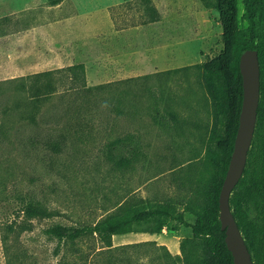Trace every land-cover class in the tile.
<instances>
[{
	"label": "rangeland",
	"instance_id": "374dc122",
	"mask_svg": "<svg viewBox=\"0 0 264 264\" xmlns=\"http://www.w3.org/2000/svg\"><path fill=\"white\" fill-rule=\"evenodd\" d=\"M243 14L239 0L246 26ZM222 31L215 0H0V264H211L203 240L167 218L115 235L112 246L92 235L59 242L45 230L146 202L172 201L189 220L208 209L227 117L222 83L201 64L222 50ZM78 63L87 86H112L85 92L81 76L60 71L56 91L34 105L32 74ZM118 137L127 148L115 155L130 157L122 166L108 155ZM263 139L264 124L231 195L244 228L261 230L255 264H264V202L245 191ZM29 201L55 215L28 218Z\"/></svg>",
	"mask_w": 264,
	"mask_h": 264
},
{
	"label": "trees",
	"instance_id": "16d2710c",
	"mask_svg": "<svg viewBox=\"0 0 264 264\" xmlns=\"http://www.w3.org/2000/svg\"><path fill=\"white\" fill-rule=\"evenodd\" d=\"M215 1L223 29V48L215 56L203 61L201 69L206 79L217 78L222 83V109L227 118L224 133L216 136L214 140V144L223 159V168L219 183L210 197L208 209L201 211L192 209L196 217L194 220H189L185 211L178 210L176 204L172 201L146 202L128 206L127 208L124 207L122 211L109 214L92 224L66 225L55 223L46 228L45 232L47 235L56 238L59 242L72 243L92 235L96 236L104 246H112L115 235L129 233L137 225L143 223L167 218L179 225L190 227L194 236L203 240L206 254L211 264H235L233 253L226 243V231L222 229L219 196L232 157L240 124L244 96L240 59L241 55L248 49L258 50L261 65V97L255 132L257 133L260 126L264 124V0H243V18L247 22L246 26H241L240 24L239 0ZM60 71L71 72L72 79L81 76L84 80L83 90L85 92L112 86V82L87 86L84 63L37 72L31 75L35 82L33 97L35 106H38L43 98L50 97L56 91L54 74ZM123 83H128V80H124ZM121 147L127 148L125 138L118 137L111 144H108V155L119 166L130 162L129 156L117 157L115 155L114 150ZM260 156L262 165L256 171L252 187L250 186L246 189L245 195L248 199L264 202V139L260 148ZM248 162L247 160L244 174L237 186L243 182L244 176L248 172ZM233 201L234 198L231 196V207L233 206ZM22 211L28 218H44L55 215L54 211L47 210L40 203L34 201H29ZM233 212L254 259L255 234L253 233L261 230H253L251 226L244 228V217L240 211V205L236 206Z\"/></svg>",
	"mask_w": 264,
	"mask_h": 264
},
{
	"label": "water",
	"instance_id": "95a60500",
	"mask_svg": "<svg viewBox=\"0 0 264 264\" xmlns=\"http://www.w3.org/2000/svg\"><path fill=\"white\" fill-rule=\"evenodd\" d=\"M240 67L244 96L234 150L219 196L220 220L222 229L226 231V243L233 253L235 264H255L252 252L234 215L230 198L244 174L256 130L261 97V65L258 50H246L241 55Z\"/></svg>",
	"mask_w": 264,
	"mask_h": 264
},
{
	"label": "crops",
	"instance_id": "0c3cea01",
	"mask_svg": "<svg viewBox=\"0 0 264 264\" xmlns=\"http://www.w3.org/2000/svg\"><path fill=\"white\" fill-rule=\"evenodd\" d=\"M117 5H119V4H115V5H114V11H115V12L118 11V9H119V7H118ZM110 9H111V8H110ZM110 9H109V11H110ZM112 9H113V8H112ZM112 9H111V10H112ZM110 12H111V11H110Z\"/></svg>",
	"mask_w": 264,
	"mask_h": 264
}]
</instances>
